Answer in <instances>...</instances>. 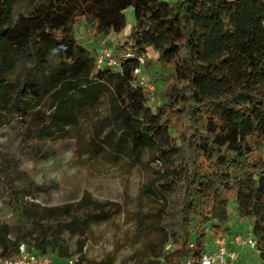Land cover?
Wrapping results in <instances>:
<instances>
[{"label":"trees","instance_id":"16d2710c","mask_svg":"<svg viewBox=\"0 0 264 264\" xmlns=\"http://www.w3.org/2000/svg\"><path fill=\"white\" fill-rule=\"evenodd\" d=\"M16 1L0 0V127L22 122L49 98L53 113L38 136L58 139L104 103L91 153L105 144L116 159L147 148L157 166L151 193L159 239L146 240L147 264L200 257L204 230L215 237L227 230L221 218L229 201L251 221L264 260V0H27L30 12L13 19ZM83 20L98 34L118 36L109 47L130 55L120 70L97 65L74 36L71 27ZM155 66L154 84L147 72ZM136 68L154 87L152 101L134 80ZM3 175L0 167L1 200L17 210V221L14 229L0 222V257L17 255L23 244L55 264L73 257L75 264H114L82 250L117 204L88 193L60 206L21 202ZM138 221L144 230L141 215Z\"/></svg>","mask_w":264,"mask_h":264},{"label":"rangeland","instance_id":"374dc122","mask_svg":"<svg viewBox=\"0 0 264 264\" xmlns=\"http://www.w3.org/2000/svg\"><path fill=\"white\" fill-rule=\"evenodd\" d=\"M167 1L172 3L175 0ZM31 9L27 0L16 1L12 6V17L26 15ZM126 17L127 25L122 35H127L130 29L132 17L128 13ZM71 31L93 57L99 49L110 46L111 41L118 39L113 33H96L90 22L84 20L72 26ZM147 57L150 60L154 58L151 50ZM154 68L147 72V79L155 84L160 71L156 66ZM155 98L157 100V96ZM52 113L49 98H46L22 122L14 118L11 123L0 127V167L4 170L5 183L18 190L17 200L21 202L60 206L88 193L98 201L117 204L119 211L114 217L92 227L82 253L94 261L110 257L114 264H147L146 240L159 239V232L154 228L157 218L152 216L158 203L151 193L157 166L152 162L148 149L142 148L136 156L127 153V149L126 153L116 154L118 157L115 159L104 144L99 151L91 153L96 141L93 127L97 125V119L100 121L107 113L104 103L91 112L88 121L80 120L78 126L64 137L41 139L38 134L43 128V120L50 119ZM140 215L146 226L144 230L139 227ZM223 216L222 227L227 230H219L215 233L217 236L220 234L229 240L236 234L245 235L251 230V221L237 216L233 201L227 202ZM16 221L17 210L3 203L0 195V222L14 229ZM204 231L205 249L208 251L215 236L209 227ZM70 244L74 249V239L70 240ZM234 250L242 261L257 264L255 250L239 247H234Z\"/></svg>","mask_w":264,"mask_h":264},{"label":"built area","instance_id":"2783aa9c","mask_svg":"<svg viewBox=\"0 0 264 264\" xmlns=\"http://www.w3.org/2000/svg\"><path fill=\"white\" fill-rule=\"evenodd\" d=\"M130 55L117 56L109 46L99 49L95 55V62L97 65L105 63L107 66L120 70V63L127 59ZM139 65L144 63V59L137 58ZM134 80L143 87L150 101L154 98V87L147 81L145 75L141 72V68H136L133 71ZM227 238L224 236H216L212 240V249L206 251L198 258L189 257L178 264H250L244 262L239 258V254L234 250L227 248ZM232 243L242 250L250 248L258 252L257 243L250 232L247 234H236L232 238ZM168 245L165 246V249ZM76 259L70 258L64 264H75ZM0 264H55L51 257L36 252L27 251L25 245L21 244L18 247L17 255L13 257H0ZM161 264L164 263L161 260ZM257 264H264V260L258 259Z\"/></svg>","mask_w":264,"mask_h":264},{"label":"crops","instance_id":"0c3cea01","mask_svg":"<svg viewBox=\"0 0 264 264\" xmlns=\"http://www.w3.org/2000/svg\"><path fill=\"white\" fill-rule=\"evenodd\" d=\"M164 1H167V0H164ZM168 2V1H167ZM129 14L131 17H132V10L131 9H129L127 12H126V14ZM130 23V25H131V21L129 22ZM117 36V35H116ZM232 238L233 237H231L228 241H227V248L228 249H230V250H232V249H234V247H236L233 243H232ZM212 249V247L210 248V250ZM209 251V250H208ZM66 260H64V262H65ZM61 263H63L62 261L60 262V264Z\"/></svg>","mask_w":264,"mask_h":264}]
</instances>
